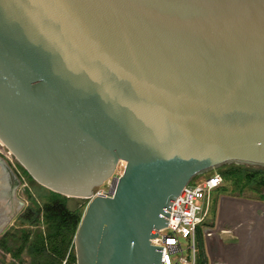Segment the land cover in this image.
I'll list each match as a JSON object with an SVG mask.
<instances>
[{"label": "water", "instance_id": "1", "mask_svg": "<svg viewBox=\"0 0 264 264\" xmlns=\"http://www.w3.org/2000/svg\"><path fill=\"white\" fill-rule=\"evenodd\" d=\"M0 143L87 200L76 264H160L152 230L186 185L264 169V0H0ZM18 185L0 157V234Z\"/></svg>", "mask_w": 264, "mask_h": 264}, {"label": "trees", "instance_id": "2", "mask_svg": "<svg viewBox=\"0 0 264 264\" xmlns=\"http://www.w3.org/2000/svg\"><path fill=\"white\" fill-rule=\"evenodd\" d=\"M18 167L24 175L29 177L24 169ZM220 173L224 181H231L233 186L230 191L226 189V193L232 195L233 191V194L238 192V195H241V191L249 186L250 190L259 194L253 200L264 201L263 168L227 165L223 166ZM46 193V200L37 201L36 208L29 207L22 218L23 222H28L30 226L40 223V220L43 219L47 226V232L32 233L24 228L16 232H5L0 238V248L13 258H20L23 253H27L31 257L30 264H76L73 239L82 212L79 207L71 209L66 205L69 198L49 190H46ZM43 197L40 196V198ZM234 197L241 198V196ZM196 244L198 249L197 264H208L201 227L197 229ZM64 261L65 263H63Z\"/></svg>", "mask_w": 264, "mask_h": 264}, {"label": "rangeland", "instance_id": "3", "mask_svg": "<svg viewBox=\"0 0 264 264\" xmlns=\"http://www.w3.org/2000/svg\"><path fill=\"white\" fill-rule=\"evenodd\" d=\"M252 168H258V167H252ZM222 170H223V166L219 169L213 170L212 172L202 176L205 177L214 172H222ZM121 172H122V166L118 165L116 169V173L120 174ZM25 179L28 184L27 190L25 192H22L21 189H19L16 192V197L24 202V207L20 212H18L12 217V219L10 220L9 224L6 226L3 233L0 234V238L5 234V232H16L23 228L32 231V233L47 232V226L44 223L43 219L40 220V223L34 224L32 226H30L28 222H23L22 217L27 212V209L29 207L36 208L37 204L35 203H37V201L39 202L45 201L47 194L46 193L47 189L45 190V188L39 186L37 183H35L32 179H30L26 175H25ZM102 187L107 188L106 185H103ZM232 188L233 186L231 184V181H224L220 187L214 189L211 192L210 210L204 226L209 227L210 229H212V231L215 232L212 234L213 236L207 239L206 241L203 238L208 264H234L237 261H242L240 257H242L243 253H245L247 250H251L253 247L259 248V245L258 246L256 245V241L253 240L251 242V240L248 239L249 232L250 233L253 232L257 234L258 232H262V229L264 232V211H262L264 208H262L259 202L255 204L253 203V204L245 205L253 208V210L255 211H253V213L249 215L248 220L244 222L243 221L240 222V230L246 232L244 233V235H241V238L238 235L240 233V230L237 236L231 233L232 224L236 223V221L234 222V220L232 222L231 218H225V220L223 221L224 225H222L223 227L221 228L220 233L217 232L216 219H217V211L219 205L218 201L220 195H226L230 197L241 196V199L245 198L246 200H250V201H253L254 198L259 196V194L250 190L249 186L247 188H244L243 191H241V195H238V192H234L233 194V191L231 192L232 195H230V193L229 194L226 193V189L227 191H230L232 190ZM40 196H44V197L40 198ZM48 197H49V193H48ZM260 202L264 203V201H260ZM86 204H87V200H83V199L70 198L66 201V205L69 208L73 209L75 207H79L82 213L84 211ZM254 214L256 215L253 216ZM222 231H225V233H223ZM255 239L257 238L255 237ZM181 245L182 248H185L188 245V241L181 239ZM30 263H31V257L27 253H23L20 258H13L10 254L5 253L0 248V264H30ZM255 264H262V260L256 261Z\"/></svg>", "mask_w": 264, "mask_h": 264}, {"label": "built area", "instance_id": "4", "mask_svg": "<svg viewBox=\"0 0 264 264\" xmlns=\"http://www.w3.org/2000/svg\"><path fill=\"white\" fill-rule=\"evenodd\" d=\"M0 157L8 164L16 175L21 189L25 192L28 184L24 173L18 167L10 151L0 143ZM121 165V164H119ZM119 174L108 178L103 185L93 192L95 196H111L112 188ZM224 179L220 172H214L208 176H198L186 185L181 193L172 202L169 218L165 228L152 230L157 236L150 239L154 246L163 247L160 264H197V229L201 227L203 238L213 234L212 229L206 228L205 222L210 210L211 192L223 184ZM181 239L188 241V245L182 248ZM65 263V261L63 262Z\"/></svg>", "mask_w": 264, "mask_h": 264}, {"label": "crops", "instance_id": "5", "mask_svg": "<svg viewBox=\"0 0 264 264\" xmlns=\"http://www.w3.org/2000/svg\"><path fill=\"white\" fill-rule=\"evenodd\" d=\"M219 205H218V211H217V232L220 233L221 228L223 227V221L225 220V218H231L232 222L234 220V222L236 221V223L232 224L231 227V233L233 235H236L239 233L240 230V222H244L246 220H248L249 215H251L253 213V208L245 206L247 204H255L258 203L264 208V203L260 202V201H250V200H246L245 198H238V197H230V196H226V195H220L219 197ZM263 203V204H262ZM244 205V207H243ZM251 206V205H250ZM261 208V207H260ZM259 209V208H258ZM264 211V209L262 210ZM251 212V213H250ZM256 214H254L253 216H255ZM206 228L210 229L209 227L206 226ZM215 231H213L214 233ZM223 233H225V231H222ZM243 230H240V233L238 234L239 237L241 238V235H244ZM232 235V236H233ZM213 235H211L210 237H212ZM217 236V233H216ZM210 237L204 239L205 241L207 239H209Z\"/></svg>", "mask_w": 264, "mask_h": 264}, {"label": "flooded vegetation", "instance_id": "6", "mask_svg": "<svg viewBox=\"0 0 264 264\" xmlns=\"http://www.w3.org/2000/svg\"><path fill=\"white\" fill-rule=\"evenodd\" d=\"M255 237L257 239H255ZM248 239L251 240V242L253 240L256 241V245L257 246L259 245V248H257L255 245L256 248L253 247L251 250H247L245 253H243V256L241 255L242 257H240L242 261H237L234 264H255V262L258 260H262V264H264V232H263V229H262V232H258L257 234L253 232L252 233L249 232Z\"/></svg>", "mask_w": 264, "mask_h": 264}]
</instances>
